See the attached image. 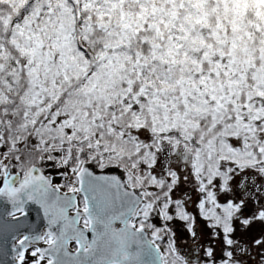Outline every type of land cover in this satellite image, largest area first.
<instances>
[{"label":"snow or ice","instance_id":"1","mask_svg":"<svg viewBox=\"0 0 264 264\" xmlns=\"http://www.w3.org/2000/svg\"><path fill=\"white\" fill-rule=\"evenodd\" d=\"M0 264H264V0H0Z\"/></svg>","mask_w":264,"mask_h":264}]
</instances>
